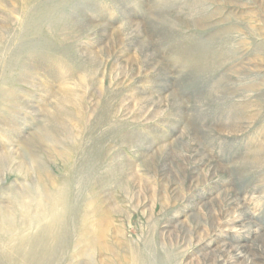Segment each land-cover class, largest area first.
I'll return each instance as SVG.
<instances>
[{
  "label": "rangeland",
  "instance_id": "obj_1",
  "mask_svg": "<svg viewBox=\"0 0 264 264\" xmlns=\"http://www.w3.org/2000/svg\"><path fill=\"white\" fill-rule=\"evenodd\" d=\"M15 1L0 0V264H136L137 256L141 264H264L261 1ZM91 21L108 33L91 35ZM147 40L155 59L141 45ZM169 96L180 103L170 106ZM188 127L199 133L207 157L233 177L253 230H212L203 221L206 200L213 219L222 220L224 184L217 179L171 195L163 181L154 192L158 178L143 152L168 144L173 150ZM12 153L26 169L11 162ZM243 170L249 174L242 183ZM199 212L202 238L190 221Z\"/></svg>",
  "mask_w": 264,
  "mask_h": 264
},
{
  "label": "bare ground",
  "instance_id": "obj_2",
  "mask_svg": "<svg viewBox=\"0 0 264 264\" xmlns=\"http://www.w3.org/2000/svg\"><path fill=\"white\" fill-rule=\"evenodd\" d=\"M28 1V0H27ZM53 1V0H52ZM52 1H50V3H52ZM75 1V0H74ZM261 1V5L263 6V8H264V0H260ZM15 2H19L18 0H16ZM14 2V3H15ZM40 2L41 1H39V3H38V5L40 4ZM46 2V1H45ZM44 2V3H45ZM48 2V1H47ZM46 2V3H47ZM60 2H62V1H60ZM68 2V1H67ZM33 3V2H32ZM49 3V2H48ZM49 3V4H50ZM70 3V2H69ZM68 3V4H69ZM23 4V3H22ZM41 4L43 5V3L41 2ZM57 4V3H56ZM61 4V3H60ZM59 4V5H60ZM65 4H66V2H65ZM74 4V3H73ZM75 4H76V2H75ZM248 4V3H247ZM20 5H21V3H20ZM31 5V4H30ZM70 5V4H69ZM69 5H67V7H69ZM235 5V4H234ZM6 6V5H5ZM16 6L18 7L19 5H17L16 4ZM24 6V5H23ZM33 6H34V4H33ZM36 6V5H35ZM50 6V5H49ZM62 6H63V4H62ZM61 6V7H62ZM236 6V5H235ZM239 6V5H238ZM1 7H3V6H1ZM20 7V6H19ZM26 7H27V5H26ZM30 7V6H29ZM38 7V6H37ZM40 7V6H39ZM42 7V6H41ZM40 7V8H41ZM53 7V6H52ZM247 7V6H246ZM54 8V7H53ZM3 9V8H2ZM5 9H6V7H5ZM21 9V8H20ZM20 9H19V11H20ZM28 9V8H27ZM35 9V8H34ZM37 9V8H36ZM35 9V10H36ZM55 9V8H54ZM67 9V8H66ZM65 8H64V10H66ZM74 9V8H73ZM32 11L31 12H33V9H31ZM40 10V9H39ZM44 9H42L41 11H43ZM57 10H59V9H57ZM64 10H60V11H63L64 12ZM15 11H17V9L15 10ZM18 11V12H19ZM25 11H27V10H25ZM56 11V10H55ZM24 12V11H23ZM57 12H59V11H56V12H54V13H56L57 14ZM26 13V12H25ZM37 13V12H36ZM42 13V12H41ZM15 14H18V15H20L19 13H15ZM22 14V13H21ZM61 14V13H60ZM64 14V13H63ZM18 15H17V17H18ZM39 15V14H38ZM41 15V14H40ZM39 15V16H40ZM58 15V14H57ZM74 15V14H73ZM84 15V14H83ZM43 17L45 16V15H42ZM51 16V15H50ZM68 16V15H67ZM67 16H64V17H67ZM88 16V15H87ZM157 16V15H156ZM167 16V15H166ZM23 17V16H22ZM21 17V18H22ZM46 17V16H45ZM54 17H55V14H54ZM54 17H52L51 16V18L50 19H52V18H54ZM63 17V16H62ZM61 17V18H62ZM10 18V17H9ZM31 18H33V17H31ZM154 18V17H153ZM170 18V17H169ZM192 18V17H191ZM232 18V17H231ZM241 18V17H240ZM240 18H239V20H240ZM254 18V17H253ZM29 19V18H28ZM27 19V20H28ZM48 19V18H47ZM91 19V18H90ZM168 19V18H167ZM173 19V18H172ZM186 19V18H185ZM22 20V19H21ZM24 20V19H23ZM22 20V22H24ZM31 20V19H30ZM39 20V19H38ZM183 20V19H182ZM17 21L19 22V18L17 19ZM35 21V20H34ZM55 21V20H54ZM63 21V20H62ZM61 21V22H62ZM90 21V20H89ZM238 21V20H237ZM247 21V20H246ZM28 22V21H27ZM42 22V21H41ZM60 22V23H61ZM130 22V21H129ZM162 22V21H161ZM178 22V21H177ZM191 22V21H190ZM189 22V23H190ZM253 22V21H252ZM16 23V22H15ZM14 23V24H15ZM103 23V22H102ZM163 24H161V25H163L164 26V23L165 22H162ZM170 23V22H169ZM183 23V22H182ZM239 23V22H238ZM18 24V23H17ZM23 24V23H22ZM26 24H28V23H26ZM56 24V23H55ZM129 24V23H128ZM132 24H134V23H132ZM131 24V26L133 27L134 25H132ZM136 24V23H135ZM166 24V26H167V22L165 23ZM175 24V23H174ZM174 24H171V25H174ZM179 24H181V23H179ZM186 24V23H185ZM241 24V23H240ZM244 24V23H243ZM255 24H257V23H255ZM19 25V24H18ZM23 25H25V24H23ZM29 26H30V24H28ZM66 25H67V23H66ZM65 25V26H66ZM89 25V24H88ZM143 25V24H142ZM170 25V24H169ZM168 25V26H169ZM184 25V24H183ZM191 25H192V23H191ZM191 25L189 24V26L191 27ZM13 26V25H12ZM58 26V25H57ZM61 26V25H60ZM64 26V27H65ZM108 26V25H107ZM129 26V25H128ZM147 26V25H146ZM165 26V27H166ZM177 26V25H176ZM187 26V25H186ZM240 26H242V25H240ZM244 26V25H243ZM5 27H7V26H5ZM11 27V26H10ZM127 27V26H126ZM130 27V26H129ZM141 27V26H140ZM164 27V28H165ZM178 27V26H177ZM179 27H180V25H179ZM189 27V28H190ZM197 27V26H196ZM7 28H9V27H7ZM29 28V27H28ZM31 28V27H30ZM66 28H69V27H66ZM102 28V30H100V31H106L107 32V30H109L106 26H105V24L104 25H99V23L98 24H96L94 21H91V28H89V33H91V35L93 34V35H95L94 33H92L93 31H98L99 29H101ZM142 28V27H141ZM158 28V27H157ZM161 28H162V26H161ZM160 28V29H161ZM163 28V29H164ZM173 28H175V26L173 27ZM193 28V27H192ZM143 29V28H142ZM162 29V30H163ZM166 29V28H165ZM167 29H169L170 30V28H168L167 27ZM176 29V28H175ZM177 29H179V28H177ZM176 29V30H177ZM241 29V28H240ZM37 30V29H36ZM61 30V29H60ZM62 30H64V29H62ZM61 30V31H62ZM86 30H87V28H86ZM126 30V29H125ZM124 30V31H125ZM130 30V29H129ZM133 30V29H132ZM136 30V29H135ZM155 30V29H154ZM157 30V29H156ZM187 30H188V28H187ZM252 30V29H251ZM61 31H60V33H61ZM102 32L103 34H107L106 32ZM168 31V30H167ZM253 31V30H252ZM12 32H14V31H12ZM12 32H11V34H12ZM25 32V31H24ZM157 32H159V31H157ZM169 32V31H168ZM167 32V33H168ZM230 32V31H229ZM102 33H100V34H102ZM114 33V32H113ZM133 33V32H132ZM172 33V32H171ZM9 34V33H8ZM22 34V33H21ZM28 34V33H27ZM63 35H64V33H62ZM129 34V33H128ZM127 34V35H128ZM131 34V33H130ZM254 34H256V33H254ZM84 35V34H83ZM222 35V34H221ZM251 35V34H250ZM257 35V34H256ZM5 36H6V34H5ZM7 36H9V35H7ZM11 36V35H10ZM9 36V37H10ZM90 36V34H87V37H89ZM123 36V35H122ZM130 36V35H129ZM132 36V35H131ZM135 36V35H134ZM133 36V37H134ZM258 36V35H257ZM22 37H23V35H22ZM105 37V36H104ZM117 37V36H116ZM222 37H223V35H222ZM247 37V36H246ZM260 37V36H259ZM7 38V37H6ZM249 38V37H248ZM1 39V38H0ZM100 39V38H99ZM105 39V38H104ZM258 39V38H257ZM106 40V39H105ZM122 40V39H121ZM137 40H138V38H137ZM110 41V40H109ZM101 42V41H100ZM123 42V41H122ZM121 43V42H120ZM130 43V42H129ZM134 43H136V42H134ZM101 44V43H100ZM127 45H128V42H127ZM142 46H143V49H144V51L147 53L148 52V56H147V58L149 59L150 58V56L151 57H156V53H157V51H156V53L153 51V50H151L150 52L148 51L149 50V47L151 46L150 45V43H149V41L147 40V41H145V42H143L142 44H141ZM81 46V45H80ZM122 46V45H121ZM126 46V45H125ZM133 46V45H132ZM140 46V45H139ZM152 47V46H151ZM22 48V47H21ZM83 48V47H82ZM262 48V47H261ZM100 49V48H99ZM143 49H142V51H143ZM141 50V49H140ZM83 51V50H82ZM100 51V50H99ZM104 51V50H103ZM141 51V52H142ZM121 52V51H120ZM145 52H144V54H145ZM205 52V51H204ZM96 54V53H95ZM142 54V53H141ZM104 55H105V53H104ZM95 56V55H94ZM101 56V55H100ZM120 56V55H119ZM85 57V56H84ZM102 57V56H101ZM121 57V56H120ZM103 58V57H102ZM114 58V57H113ZM142 58V57H141ZM92 59V58H91ZM94 59V58H93ZM118 59V58H117ZM132 59V58H131ZM130 59V60H131ZM155 59V58H154ZM112 60V59H111ZM121 60H122V58H121ZM142 60V59H141ZM262 60V59H261ZM126 61V60H125ZM149 61V60H148ZM93 62V61H92ZM95 62V61H94ZM131 62V61H130ZM144 61H142V63H143ZM147 62V61H146ZM151 62V61H150ZM97 63V62H96ZM229 63H231V62H229ZM28 64V63H27ZM117 64V63H116ZM120 64V63H119ZM140 64V63H139ZM32 65V64H31ZM99 65V64H98ZM135 65V64H134ZM142 65V64H141ZM105 67H106V65H104ZM119 66V65H118ZM130 66V65H129ZM145 66V65H144ZM25 67V66H24ZM121 67V66H120ZM133 67V66H132ZM142 67V66H141ZM160 67H163V66H161L160 65ZM112 68V67H111ZM143 68V67H142ZM141 68V69H142ZM88 69V68H87ZM120 69V68H119ZM144 69V68H143ZM152 69H156V67L155 66H153L152 67ZM108 70H109V68H108ZM118 71V70H117ZM128 71H129V69H128ZM143 71V70H142ZM159 71V70H158ZM89 72V71H88ZM99 72V71H98ZM134 72V71H133ZM154 72V71H153ZM162 72V71H161ZM160 72V73H161ZM94 73H95V71H94ZM109 73V72H108ZM130 73V72H129ZM100 74V73H99ZM150 74V73H149ZM231 74V73H230ZM131 75H132V73H131ZM233 75V74H232ZM96 76V75H95ZM116 76V75H115ZM124 76V75H123ZM198 76V75H197ZM228 76V75H227ZM258 76V75H257ZM261 77V76H260ZM125 78V77H124ZM139 78V77H138ZM107 79V78H106ZM130 79V78H129ZM135 79V78H134ZM225 79V78H224ZM91 80V79H90ZM104 80V79H103ZM143 80V79H142ZM89 82V81H88ZM87 82V83H88ZM95 82H98V81H95ZM226 82V81H225ZM121 83V82H120ZM120 83H119V85H120ZM98 84V83H97ZM222 84H224V83H222ZM227 85V84H226ZM231 85V84H230ZM89 86V85H88ZM126 86V85H125ZM222 86V85H221ZM227 86H229V85H227ZM92 87H93V85H92ZM129 87V86H128ZM93 88H95V86L93 87ZM101 88V87H100ZM103 88V87H102ZM88 90V89H87ZM134 90V89H133ZM132 90V91H133ZM105 91V90H104ZM103 91V92H104ZM93 92V91H92ZM129 92V91H128ZM97 93V92H96ZM123 93V92H122ZM213 94V93H212ZM211 95V94H210ZM86 96V95H85ZM94 96V95H93ZM212 96H214V95H212ZM216 96V95H215ZM223 96H225V95H223ZM227 96V95H226ZM60 97V96H59ZM63 97V96H62ZM219 97H221V96H219ZM101 98H102V95H101ZM149 98V97H148ZM155 98V97H154ZM178 98V97H177ZM205 98V97H204ZM223 98V97H222ZM69 99V98H68ZM73 100H74V98H72ZM151 99H153V98H151ZM179 99V98H178ZM208 99V98H207ZM207 99H205V100H207ZM212 99V98H211ZM7 100V99H6ZM158 100V99H157ZM159 100H162V101H160V102H163V98L161 99V97L159 98ZM170 101L171 103H169V104H171L170 106H173V107H175V105H178L179 103H180V101H178V100H176L175 98H170V96L169 97H167V101ZM180 100V99H179ZM196 100H197V98H196ZM204 100V99H203ZM204 100V101H205ZM87 101H88V99H87ZM90 101V100H89ZM108 101V100H107ZM201 101V100H200ZM199 101V102H200ZM73 102V101H72ZM78 102V101H77ZM109 102V101H108ZM115 102V101H114ZM119 102V101H118ZM123 102V101H122ZM203 102V101H202ZM201 102V103H202ZM151 103V102H150ZM197 103V102H196ZM208 103V102H207ZM212 103H214V102H212ZM211 103V104H212ZM83 104V103H82ZM94 104V103H93ZM109 104V103H108ZM114 103H112V105H113ZM125 104V103H124ZM141 104V103H140ZM146 104V103H145ZM118 105V104H117ZM144 106H146V105H144ZM160 106V105H159ZM147 107V106H146ZM157 107V106H156ZM165 107L167 108L168 106H167V104H165ZM109 108V107H108ZM117 108V107H116ZM148 108V107H147ZM98 109H100L99 107H98ZM113 109V108H112ZM128 109V108H127ZM158 109H160V107H158ZM110 110V109H109ZM154 110H155V108H154ZM180 110H182V109H180ZM92 111V110H91ZM100 111V110H99ZM174 111V110H173ZM170 112V111H169ZM179 112V111H178ZM133 113V112H132ZM149 113V112H148ZM174 113V112H173ZM114 114V113H113ZM112 114V115H113ZM126 114V113H125ZM124 114V115H125ZM144 114V113H143ZM160 114V113H159ZM94 115V114H93ZM97 115V114H96ZM164 116V115H163ZM156 117V116H155ZM53 118V117H52ZM116 118V117H115ZM127 118V117H126ZM128 119V118H127ZM140 119V118H139ZM144 119V118H143ZM153 119V118H152ZM111 120V119H110ZM121 120H123V119H121ZM151 120V119H150ZM85 122V121H84ZM136 122V121H135ZM141 122V121H140ZM245 122V121H244ZM245 124V123H244ZM89 125V124H88ZM113 125V124H112ZM50 126H52V125H50ZM53 126H55V125H53ZM90 126V125H89ZM188 126V125H187ZM238 126V125H237ZM56 127V126H55ZM95 127V126H94ZM58 129V128H57ZM117 129V128H116ZM186 129V128H185ZM46 131H47V128H46ZM59 132V131H58ZM116 132H117V130H116ZM41 133V132H40ZM88 133V132H87ZM183 135H182V137L178 140V142H176V144L174 145V149L173 150H171L170 148H171V146H172V144L171 145H165L164 147H162L159 151L158 150H155L154 152H153V148H147L143 153H146L143 157H145V160H146V166H147V169L149 170V171H152V172H154L156 175V177L158 178L157 179V183H159V185L156 187V189L154 190V192H159V190H160V187H161V183L164 181V183H165V189H166V193L168 194V192H170V195H171V193L174 191H177L178 189L181 191V188H182V190L183 191H185V193H190V191H193L196 187H198V185H201V184H204L206 181H207V179H209V180H211V179H217V181L219 182V183H223L224 184V189H222L221 191H220V194H222V197L224 196V199H223V201H224V203H222L221 205H224V207L222 208V212H221V214L223 213V217H222V220H220V221H218L219 219H213V211H212V209L209 207V205L210 204H208V203H210L208 200H206V201H203V213L204 212H206V214L208 215V217H207V219H205V220H203V221H205V222H207V225L209 224V227H210V229H212V230H216V229H218L219 231L220 230H222V229H228V228H236L237 226H240V227H242V228H245V229H248V230H253V226H252V224L253 223H248V222H246L247 220H248V216H247V211L245 210V205L242 203V198L240 197V195H239V193L238 192H234V190H233V188H232V176H231V174L229 173V172H226V170H224V169H221L220 167H218V165L212 160V159H210L209 157H207V155L205 154V152L203 151V149L201 148V144H200V140H199V137H200V135H199V133L198 132H196L192 127H188L187 128V130L186 131H184L183 133H182ZM51 135V134H50ZM49 135V136H50ZM43 136V135H42ZM52 136H55V135H52ZM91 137V136H90ZM55 138V137H54ZM97 138H99V137H97ZM31 139V138H30ZM82 139V138H81ZM83 140V139H82ZM137 140V139H136ZM162 140V139H161ZM96 141H98V140H96ZM134 141V140H133ZM163 141V140H162ZM33 142H35V141H33ZM57 142H59V141H57ZM128 142V141H127ZM89 143H90V141H89ZM35 144V143H34ZM37 144V143H36ZM49 144H51V143H49ZM134 144V143H133ZM60 145V144H59ZM62 145V144H61ZM79 145V144H78ZM78 145H76V146H78ZM93 145V144H92ZM129 145V144H128ZM87 146V145H86ZM133 146V145H132ZM150 146V145H149ZM84 147V146H83ZM113 147V146H112ZM148 147V146H147ZM27 148V147H26ZM91 148V147H90ZM113 148H115V147H113ZM81 149V148H80ZM79 149V150H80ZM14 150V149H13ZM94 150V149H93ZM109 150V149H108ZM114 150V149H113ZM35 151V150H34ZM82 151H83V148H82ZM95 151V150H94ZM107 151V150H106ZM110 151V150H109ZM147 151V152H146ZM86 152V151H85ZM93 152V151H92ZM153 152V153H152ZM185 152H188V154L186 155L185 154ZM96 153V152H95ZM142 153V154H143ZM86 154V153H85ZM122 154V153H121ZM82 155V154H81ZM89 155H92V154H89ZM97 155V154H96ZM175 155V156H174ZM3 156H4V154H3ZM19 156V155H18ZM18 156L17 155H15V154H13L12 153V155L10 156V159L12 160L11 162H14L15 164H17L18 166H20V167H25V169L27 168L26 166H28L27 164L25 165V163L22 161V160H20L19 158H18ZM113 156V155H112ZM28 157V156H27ZM85 157V156H84ZM95 157V156H94ZM99 157H100V155H99ZM115 157V156H114ZM173 158V161L170 163V161H169V159L170 158ZM9 159V158H8ZM94 159V158H93ZM99 159V158H98ZM97 159V160H98ZM104 159V158H103ZM142 159V158H141ZM84 160H87V158L86 159H84ZM83 160V161H84ZM0 161H2V159L0 158ZM30 161V160H29ZM31 161H32V159H31ZM82 161V160H81ZM82 161V162H83ZM94 161H96V160H94ZM99 161V160H98ZM103 161V160H102ZM86 162V161H85ZM84 162V163H85ZM179 162H181L182 164H184L185 165V167H183V166H181L180 164H179ZM13 163V164H14ZM103 163V162H102ZM120 163V162H119ZM122 163V162H121ZM9 164V163H8ZM96 164H98L97 162H96ZM116 164H117V162H116ZM34 165H35V161H34ZM33 165V162H31V165H29V167H33L34 166ZM107 165V164H106ZM123 165V164H122ZM261 165V164H260ZM15 166V165H14ZM80 167V166H79ZM201 167L202 168H204V169H206V174H202V170H201V172H200V169H201ZM35 168V167H34ZM81 168V167H80ZM83 168V167H82ZM21 168H19V170H20ZM99 169V168H98ZM123 169V168H122ZM80 170V169H79ZM82 170V169H81ZM86 170V169H85ZM119 170V169H118ZM173 170H176V171H179V176H176L175 175V173L173 172ZM29 171V170H28ZM104 171V170H103ZM124 171V170H123ZM198 172V176L195 174V172ZM25 172V171H24ZM89 172V171H88ZM22 173V172H21ZM81 173H83L84 174V171L82 170V172ZM105 173V172H104ZM121 173H122V171H121ZM237 173V172H236ZM83 174H82V176H83ZM88 174V173H87ZM248 174H249V171L248 172H246V170L244 171L243 170V172H242V174H241V177H239L240 179H241V181H242V183L244 182L243 180L244 179H246V177L248 176ZM81 175V174H80ZM127 175V174H126ZM90 176V175H89ZM85 177V176H84ZM121 177H122V175H121ZM132 177V176H131ZM134 177H136V176H134ZM149 177V176H148ZM83 178V177H82ZM87 178H88V175H87ZM109 178V177H108ZM107 178V179H108ZM115 178H118V177H115ZM81 179V178H80ZM106 179V178H105ZM119 179H121L120 177H119ZM151 179V178H150ZM87 180V179H86ZM112 180V179H111ZM109 181H110V179H109ZM240 181V182H241ZM82 182V181H81ZM106 182V181H105ZM127 182V181H126ZM217 182V183H218ZM238 182H239V180H238ZM239 182V183H240ZM154 183V182H153ZM60 184H61V182H60ZM69 184V183H68ZM171 184H175V185H177L176 186V188H172L171 187V189L169 190V187H170V185ZM213 184V183H212ZM59 185V184H58ZM102 185V184H101ZM106 185H108V184H106ZM128 185V184H127ZM211 185V184H210ZM15 185H13V187H14ZM57 186V185H56ZM241 186H243V185H240V187ZM31 187V186H30ZM40 187V186H39ZM55 187V186H54ZM57 187H59V186H57ZM245 187V186H244ZM64 188V187H63ZM185 188V189H184ZM221 188V187H220ZM15 189V188H14ZM154 189V188H153ZM46 190V189H45ZM60 190H61V188H60ZM23 191V190H22ZM21 191V192H22ZM37 191H38V189L36 188V193H37ZM41 191V190H40ZM57 191V190H56ZM65 191H67V190H65ZM64 191V192H65ZM33 192H35L34 190H33ZM44 192V191H43ZM41 194V193H40ZM36 195H38V193L36 194ZM60 195V194H59ZM58 195V196H59ZM220 196V195H219ZM54 198V197H53ZM216 198V196L215 197H213L212 199H215ZM56 199V198H55ZM57 199H59V197L57 198ZM174 199H175V201H173V203L174 204H177V203H179V202H181V197H180V195H178L177 197H174ZM186 199V198H185ZM184 199V200H185ZM211 199V200H212ZM204 200V199H203ZM187 201V200H186ZM62 202H64L63 200L61 201V203L60 204H62ZM24 203V202H23ZM51 203V202H50ZM61 206H65V205H61ZM99 206V205H98ZM102 207V206H101ZM172 207V206H171ZM63 208V207H62ZM96 208H98V207H96ZM165 208V207H164ZM111 209V208H110ZM63 210V209H62ZM100 210V209H99ZM141 210V209H140ZM165 209H163L162 210V214H163V216L164 217H166V215H165V211H168V210H165ZM61 211V210H60ZM64 211V210H63ZM62 211V212H63ZM98 211V210H97ZM101 213V212H100ZM7 214V213H6ZM54 214V213H53ZM53 214H51V215H53ZM59 214H60V212H59ZM102 214V213H101ZM162 214L161 213H159V215H161V217H162ZM48 215H50V214H48ZM56 215V214H55ZM96 215V214H95ZM97 215H99V213L97 214ZM45 216V215H44ZM59 216V215H58ZM60 216H61V214H60ZM102 216V215H101ZM100 216V217H101ZM238 216H241L240 217V221L239 222H237V221H235V220H233V218H236V217H238ZM97 217V216H96ZM103 217V216H102ZM191 218H190V221H192V224H195V230H199V231H201V233H200V235H198L199 237H203L204 235H205V232H204V230L201 228V219H203L202 218V213H195V214H193V215H191L190 216ZM61 218V217H60ZM156 218V217H155ZM229 218H232V219H230L229 220ZM54 219V218H53ZM52 219V220H53ZM57 219V218H56ZM59 219V218H58ZM163 219V218H162ZM87 220V219H86ZM48 221V220H47ZM46 221V222H47ZM50 221V220H49ZM154 218H150L149 219V221H148V223H149V225L150 226H153V227H155V228H157V226H155L154 225ZM89 222H92L91 220L89 221ZM100 222V221H99ZM142 222V221H141ZM156 222V221H155ZM167 222H169V221H167ZM209 222V223H208ZM170 223V222H169ZM99 224V223H98ZM162 224V223H161ZM64 225V224H63ZM87 225H89V224H87ZM97 225V224H96ZM96 225H94V226H96ZM182 225H185V223L184 224H182ZM85 225H83V227H84ZM94 226L92 227V228H94ZM142 227V226H141ZM83 229V228H82ZM96 229V228H95ZM91 230V229H90ZM98 231V230H97ZM90 232V231H89ZM88 233V232H87ZM100 233V232H99ZM96 235H97V232H96ZM85 236V235H84ZM92 237V236H91ZM90 237V238H91ZM87 238V237H86ZM89 238V239H90ZM259 241H261V245H260V249H261V255H260V258H262L263 260H264V238H261ZM91 243H92V241H90ZM257 243V242H256ZM165 247V246H164ZM227 246L225 245V248H226ZM65 248H66V246H65ZM224 248V249H225ZM238 248L240 249V248H242V247H240V246H238ZM165 249L167 250L168 248L167 247H165ZM172 249H173V246H172ZM171 253V252H170ZM169 253V254H170ZM175 253V252H174ZM172 254V253H171ZM170 257V256H169ZM248 257V256H247ZM171 258H173V257H171ZM170 258V259H171ZM178 259V258H177ZM244 259V258H243ZM140 258L137 256V261H136V264H141L140 263ZM172 260V259H171ZM170 260V261H171ZM172 262V261H171Z\"/></svg>",
  "mask_w": 264,
  "mask_h": 264
}]
</instances>
